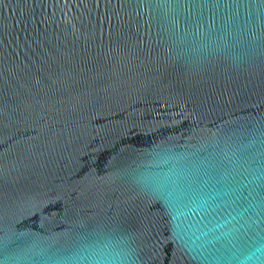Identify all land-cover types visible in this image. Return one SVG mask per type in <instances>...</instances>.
<instances>
[{"label":"water","instance_id":"obj_1","mask_svg":"<svg viewBox=\"0 0 264 264\" xmlns=\"http://www.w3.org/2000/svg\"><path fill=\"white\" fill-rule=\"evenodd\" d=\"M0 264H264V0H0Z\"/></svg>","mask_w":264,"mask_h":264}]
</instances>
